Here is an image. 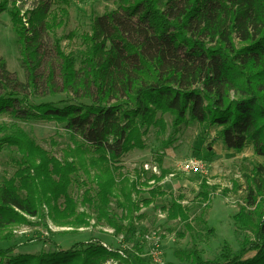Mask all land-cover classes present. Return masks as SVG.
<instances>
[{
	"label": "trees",
	"instance_id": "1",
	"mask_svg": "<svg viewBox=\"0 0 264 264\" xmlns=\"http://www.w3.org/2000/svg\"><path fill=\"white\" fill-rule=\"evenodd\" d=\"M24 1L0 0V16L7 12L11 18L31 88L43 83L52 95L83 88L92 102L34 103L16 87L6 88L9 77L0 56V86L11 91L0 96V116L62 125L71 142L59 159L20 129L0 139V148L18 154L14 174L0 182V232L29 224L27 217L38 218L44 208L59 227H89L91 217L80 212L73 196L77 190L83 206H94L98 223L122 234L110 211L114 199L132 216L167 195L160 183L169 172L143 182L139 172L133 177L121 164L125 156L147 149L145 136L151 128L166 132V115L173 117L174 137L190 121L197 122L220 128L218 137L227 150L240 153L251 144L264 157V0H118L120 10L139 25L131 26L117 14L94 18L91 33L82 36L80 70L56 40L59 82L54 67L41 73L47 61L43 32L65 24L70 0H58L61 11L53 13L52 0H40L27 13ZM254 173L250 195L255 209L234 217L235 225L251 230L253 239H245L237 252L225 247L213 261L194 249L184 264H264V178L258 168ZM151 182L157 185L149 186ZM207 186L202 183L199 194L204 203L211 200ZM142 187L149 188L150 198L137 200ZM165 212L169 221L192 229L182 199H173ZM14 250L0 249V264H132L96 244L40 255H13Z\"/></svg>",
	"mask_w": 264,
	"mask_h": 264
},
{
	"label": "rangeland",
	"instance_id": "2",
	"mask_svg": "<svg viewBox=\"0 0 264 264\" xmlns=\"http://www.w3.org/2000/svg\"><path fill=\"white\" fill-rule=\"evenodd\" d=\"M39 2L40 0L24 1L21 4L23 13L36 8ZM50 3L51 13L61 11L62 4L58 0ZM68 12L63 26L43 32L47 61L41 71L42 75H47L50 68L56 69L58 66L53 49L56 40H61L64 52L73 56L76 69H81L82 53L85 51L82 36L91 33L94 18L117 14L129 25H139L120 10L118 0H70ZM0 56L6 62V74L9 77L6 88L16 87V90L27 94L32 102H50L60 106L92 102L83 88L78 93L59 95L50 94L43 83H39L36 89L31 88L28 74L20 64L19 51L14 44L12 22L7 12L0 16ZM55 72L59 82V71L56 69ZM6 88L0 86V96L11 92ZM90 92L88 90V94ZM165 120L166 132L161 133L157 128H151L145 136L147 149L125 156L121 164L125 173L133 176L139 172L143 182L152 175L160 176L162 171L169 172L160 183L167 195L156 198L149 207H141L132 216H127L114 199L110 211L118 217L122 234H117L105 223H98L94 206H83L82 192L74 190L73 196L80 212H86L92 219L89 227H59L53 223L48 209L44 208L38 218L27 217L29 224L0 232V249L15 248L13 255H40L67 251L78 244H96L119 252L124 259H130L132 264H139V261L150 264H184V261L187 262L185 255L194 249L206 261L217 260L224 253L225 247L233 252L239 251L241 243L245 239H253V234L249 229L236 226L234 217L243 210L254 211L250 181L254 177V169L257 168L264 178V157L258 155L251 144L240 153L227 150L218 137L220 128H208L197 122L190 121L174 137L173 117L166 115ZM15 129L24 131L38 146L59 159L62 158L63 150L71 144L69 132L62 125L22 121L9 114L0 116V139ZM17 157L14 149L7 146L0 148V182L14 174L13 159ZM186 159L212 167V176L203 179L183 171L182 166ZM159 160H162V167ZM204 182L211 195L209 203H204L199 198ZM156 185L154 182L149 184ZM142 188L143 194L137 200L149 199V188ZM173 199H182L183 205L188 208L192 229L187 230L179 221L168 220L165 209ZM6 235H12L10 241L2 240ZM254 254H250L248 258ZM107 264L120 263L110 261Z\"/></svg>",
	"mask_w": 264,
	"mask_h": 264
},
{
	"label": "built area",
	"instance_id": "3",
	"mask_svg": "<svg viewBox=\"0 0 264 264\" xmlns=\"http://www.w3.org/2000/svg\"><path fill=\"white\" fill-rule=\"evenodd\" d=\"M182 170L188 174L200 176L203 179H208L213 174V168L202 164L201 162L192 159H186L183 163Z\"/></svg>",
	"mask_w": 264,
	"mask_h": 264
}]
</instances>
